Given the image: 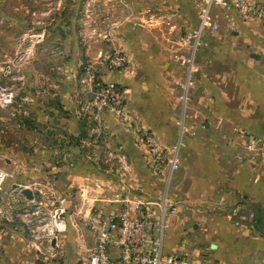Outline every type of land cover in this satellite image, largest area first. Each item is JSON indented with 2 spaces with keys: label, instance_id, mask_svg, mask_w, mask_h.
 <instances>
[{
  "label": "crops",
  "instance_id": "crops-1",
  "mask_svg": "<svg viewBox=\"0 0 264 264\" xmlns=\"http://www.w3.org/2000/svg\"><path fill=\"white\" fill-rule=\"evenodd\" d=\"M92 1L0 0V61L13 58L20 33L34 38V53L14 64L11 77L2 82L16 90L5 117L6 136L16 124L29 130L34 126L36 169L44 163L39 156L58 157L45 166L57 174L42 182V187L51 186V198L43 189L33 199L21 192L20 198L30 211L41 214L46 203L57 201L56 206L64 199L67 223V230L49 243L30 229V224L46 217L15 218L22 224L0 218V264H80L95 244L94 221L137 200L151 210L155 221L163 220L165 255H182L194 264H264V158H251L249 149L240 147L241 134L235 130L264 138V23L215 5L219 27L201 40L186 90L180 89L182 67L168 61L165 53L147 61L131 42L110 38L111 44L123 47L128 65L125 70L105 71L103 79L123 89L122 104L134 123H120L105 112L110 142L120 151L114 157L124 161L99 166L78 145L88 137L80 108L90 85L82 70L89 66L84 62L97 59L105 46L114 47L103 43L108 35L95 29L93 36L90 27L117 22L93 19L88 8L96 5L101 10L108 0ZM181 92L186 115L179 167L171 171L163 163L148 166L146 150L133 128L146 121L169 149L176 141L172 113L182 103ZM156 118L167 124L159 125ZM5 152L14 157H8L12 171L27 168L12 141ZM120 171L128 175L118 176ZM10 185L26 188L16 182ZM36 198L40 200L35 202ZM109 252L118 264H133L120 259L116 245Z\"/></svg>",
  "mask_w": 264,
  "mask_h": 264
},
{
  "label": "built area",
  "instance_id": "built-area-1",
  "mask_svg": "<svg viewBox=\"0 0 264 264\" xmlns=\"http://www.w3.org/2000/svg\"><path fill=\"white\" fill-rule=\"evenodd\" d=\"M215 5L222 8H232L240 17L258 20L264 23V2L259 0H196L198 9V28L195 30L194 49L199 44L200 35L206 31H216L218 23L213 16ZM184 42H189L185 38ZM34 38L28 33H20L16 37V49L12 59L7 58L0 63V81L3 82L11 77L14 64L27 60L34 53ZM100 63L106 70H125L128 65L126 52L121 48L104 50L100 54ZM194 51L191 56L181 58L182 65L188 67L190 78L194 65ZM91 65L85 68V75L90 85V95L83 101L81 110L97 124L94 131L101 129L105 112H109L121 122L133 124L134 121L122 104L123 89L113 81H106L102 76L89 73ZM0 82V104L9 106L13 104L16 90ZM133 133L145 146V158L150 166L166 164L171 171L179 167V148L176 146L171 151H166L153 136L148 128H133ZM247 147L255 154H261L264 158V138L252 135L247 141ZM181 145V141H180ZM5 173L0 169V192L5 195L0 200V218L11 220L39 215V210L30 211L21 199L13 194V190H6L4 186ZM64 199L53 207L46 219H39L37 224H30L32 233L45 236L49 243L51 238L63 234L67 230L65 220L66 207ZM13 209V210H11ZM29 221H31L29 219ZM92 229L95 233V244L80 264H118V261L110 255L109 249L112 244L119 249L120 259L133 264H194L182 255H165L163 251L164 225L163 220H154L152 212L141 201H134L130 206L124 207L120 212L97 218Z\"/></svg>",
  "mask_w": 264,
  "mask_h": 264
},
{
  "label": "rangeland",
  "instance_id": "rangeland-1",
  "mask_svg": "<svg viewBox=\"0 0 264 264\" xmlns=\"http://www.w3.org/2000/svg\"><path fill=\"white\" fill-rule=\"evenodd\" d=\"M138 1L134 0V4H130V5H126L125 1H121V0H108L106 4H102L99 0L92 1V3L93 2L100 3L103 6L101 10L99 9L100 7H97L96 5H93L88 8L90 10V11L88 10V13H91L92 11V14L89 15H91L93 19L104 17L107 19L108 22H117V24H114L115 26H111V27L101 26L99 28L98 26L97 27L91 26L90 30L92 29L91 31L92 35L93 36L96 35V32H93L95 31V29L96 31L97 29L98 30L100 29L106 35H108L107 41L104 40L103 43L105 42L106 45L108 44L109 46H114V47L108 48L107 46L104 45L107 48L106 50H110L112 48H121V49L123 48L122 46L111 44L110 38L116 37L131 42L133 44V49L136 50L138 54L140 53L142 56H144L145 60L147 61L149 60L150 57L154 58L157 57V54L159 53H165L168 57L167 58L168 61H173L174 64L182 67L181 74H182V79L184 81L180 89L183 90L182 87L184 86L186 90L190 78L188 76V67L182 65L181 58L191 56V54L194 51V61H193L194 65L192 71L194 76L196 59H197L196 56L202 44L201 40L205 36H211L213 34V31L211 30L204 31L200 35L199 44L197 45V48L194 49L195 39H197V34L195 33V30L198 28V20H199L196 0H138ZM110 2L114 4L115 2H117V4H115L114 7L109 6V8L106 9L105 7H107ZM84 6L86 5H83V8ZM182 6H184V8H182ZM122 7H125V9L122 10ZM120 19H122L123 21H121ZM185 38L189 39V42H184L183 40ZM53 49L55 50L56 47H54ZM176 55H178V59L176 58ZM6 59L7 58H4L3 60L0 61V63H3ZM84 64L91 65L89 70V73L91 74L94 73L96 75H100L103 77L104 72L108 71L105 69L103 64L100 63V57H98L97 59H92V60L90 59L84 62ZM111 71H115V70H111ZM85 76H87V74ZM119 88L120 91H122L121 90L122 88L121 87ZM182 92H181L182 103L181 105L179 104L176 110H174V112L172 113L173 119L176 120L173 123L176 129V141L174 142V144H172V146L169 147V149L162 146V143L159 142V140L156 138L152 129H150L149 124L146 121L143 122L139 121L137 125H135V127L138 129L148 128L149 130H151L153 136H155L159 144H161V146L166 151L169 152L171 151L172 148L176 146L181 147L183 144L180 138L183 130V120L186 115L185 105H184L185 104L184 100L186 97L184 98V93ZM9 106H2L0 104V169H2L5 173L4 186L8 191L12 189L14 196H16L17 198L21 197L20 190L22 188L19 190L18 188L11 186L10 185L11 182H16L21 184L22 186L30 188L33 191L34 198L36 195V191H39L40 189H43V191L45 192L44 195L45 197L51 198L49 196L50 195L49 193L51 192L52 189L51 186L42 187V182L51 179L54 175L57 174L55 171H51L49 170L50 168L45 166H49L46 161L53 162L58 157L52 159L51 156H39V159H41V161L43 160L44 163L40 165L38 169H36L35 163L38 158L36 159L37 156L34 150V145H36L34 136H36L37 132L36 130H33L34 126H32L29 130L27 127H20V125L16 124L14 129L8 132L11 135L8 134V136H6L7 118L5 117L7 116ZM80 113L82 116L84 115L81 109H80ZM84 116L85 118L83 119H85L86 125L88 127V132H87L88 137H90L92 141L88 139L86 135L87 142L78 143V145L80 146L79 150L81 151V153L84 156L87 155L94 156L99 166L106 164L107 161L111 163L114 162L116 163L117 161L118 162L124 161L117 156L114 157V154H116V152L119 153L120 151L115 150L114 148L115 146L111 144L112 139L111 138L109 139L108 129L107 127H105L106 124H104L103 122L104 120L101 123L100 131L96 132L93 129H96L97 124L93 122L91 118H88L87 114ZM156 119H157L156 122L159 125L167 124V122H165L163 118H156ZM12 120L19 122L21 118H13ZM117 120L121 123L119 118H117ZM235 130H237L239 134H241L239 139L240 147L248 149V147H246L247 146L246 141L249 138V135L251 134L243 132V130L239 128H235ZM61 131L63 130L61 129ZM83 132L85 133V131ZM60 133L63 134L62 132ZM10 141L13 142L16 151L21 150L22 151L21 153H23L20 156L17 155V157H25L24 159L27 162L26 163L27 168L21 171L11 170V166H10L11 161L8 160V157H10L11 155H8L9 153L7 154L6 153L7 151L5 152V145H7V143H9ZM180 141H181V145H180ZM37 143L39 144V141ZM139 145L145 148L144 144L140 140H139ZM249 152H250L249 156L253 159H256L258 156L261 157V154L255 155V153L252 150L251 151L249 150ZM145 154L146 153L144 152L143 156H145ZM104 155L108 156L107 160H105ZM11 158L14 157L11 156ZM79 158L82 157L79 156ZM147 165L150 166L149 164ZM109 173H115V171L109 170ZM117 175L118 176L120 175L121 177L123 176L125 177L128 174L123 175L122 171H120L117 173ZM169 178L170 177L167 176L166 179L167 184L169 182ZM37 194H40V191ZM3 195L5 194L3 192H0V200ZM39 200L40 199L36 198L35 202H38ZM23 203H25V201L21 200L20 204L22 205ZM56 203L57 201L54 203H49V202L46 203L45 206L42 207L43 214H41V212H39V214L47 218L48 211L49 210L51 211ZM32 204H37V203L33 202ZM2 220L3 222L6 223H18V224L21 223L19 219L16 220L15 218L11 220H6V219H2Z\"/></svg>",
  "mask_w": 264,
  "mask_h": 264
},
{
  "label": "water",
  "instance_id": "water-1",
  "mask_svg": "<svg viewBox=\"0 0 264 264\" xmlns=\"http://www.w3.org/2000/svg\"><path fill=\"white\" fill-rule=\"evenodd\" d=\"M21 193L27 198V199H32L34 194L33 191L30 188H22ZM37 193V191H36Z\"/></svg>",
  "mask_w": 264,
  "mask_h": 264
}]
</instances>
